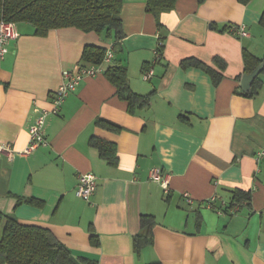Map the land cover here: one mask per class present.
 I'll return each instance as SVG.
<instances>
[{
    "label": "crops",
    "instance_id": "1",
    "mask_svg": "<svg viewBox=\"0 0 264 264\" xmlns=\"http://www.w3.org/2000/svg\"><path fill=\"white\" fill-rule=\"evenodd\" d=\"M146 1L122 0L117 41L71 27L38 35L15 24L18 37L0 60V144L14 151L11 159L0 153V240L13 218L48 230L74 264H264V156L256 159L264 149V68L254 95L239 87L243 51L264 60V0H176L159 28ZM241 24L248 37L230 33ZM88 45L110 48L112 60L52 114L62 74L91 64L81 60ZM188 59L218 82L184 67ZM110 67L125 68L130 92L148 104L131 108L105 77ZM43 111L45 144L16 154ZM99 146L111 150L112 164ZM154 168L166 190L149 180ZM86 173L97 184L88 201L74 193ZM234 191L250 201L231 205ZM141 215L155 224L151 243L136 251Z\"/></svg>",
    "mask_w": 264,
    "mask_h": 264
},
{
    "label": "trees",
    "instance_id": "2",
    "mask_svg": "<svg viewBox=\"0 0 264 264\" xmlns=\"http://www.w3.org/2000/svg\"><path fill=\"white\" fill-rule=\"evenodd\" d=\"M197 1L201 3L204 0ZM239 1L243 5L250 2V0ZM175 2L176 0H147L145 11L155 17L159 28L161 27L159 17L174 10ZM121 5L122 0H0V21L15 24L29 23L38 35L52 29L71 27L117 41L123 37L120 20ZM259 25L264 29V10ZM105 53L106 49L103 47L88 45L82 51L81 60L85 63L101 64ZM242 58L247 74L262 62V59H257L246 51H243ZM214 62L220 69L225 68V63L221 59L215 58ZM182 65L202 69L211 76L214 83H217L221 77L197 60L188 59L183 61ZM104 75L115 87L116 93L129 102L131 108L134 105L142 107L148 104V96H136L130 92L125 68L110 67ZM260 85L261 81L256 78L251 92L246 94L254 95ZM99 151L108 163H113L111 150L99 146ZM242 200L250 201V193L234 191L231 205L240 204ZM154 224L153 216H140L143 233L133 239L136 251L151 243ZM75 262L69 251L56 241L48 230L21 225L13 218L7 219L0 240V264H74Z\"/></svg>",
    "mask_w": 264,
    "mask_h": 264
},
{
    "label": "built area",
    "instance_id": "3",
    "mask_svg": "<svg viewBox=\"0 0 264 264\" xmlns=\"http://www.w3.org/2000/svg\"><path fill=\"white\" fill-rule=\"evenodd\" d=\"M229 31L232 35H235L237 37L249 36L246 30V26L243 24L232 26L230 27ZM17 37L18 33L16 30L15 23L0 21V60H2L6 56L9 51V44L12 41L16 40ZM160 48H162L161 42L158 43V47L154 52L156 60L160 58ZM112 57L113 53L112 50L109 48L106 50V53L102 60V64L109 63L112 60ZM102 64L80 65L74 72L63 73L61 77V82L54 93L51 102L52 108L49 112H51L52 114H57L59 107L62 105L65 98L70 93L74 92L85 78H94L100 73H102ZM151 76L152 71L148 70L143 73L142 78L144 80H148L151 78ZM46 112L47 111H43L42 114L38 116L33 122V124L29 127L28 133L30 141L28 147L23 151L17 152L16 154L26 155L38 145L45 144V140L43 139V128L45 117L47 114ZM0 153L6 155L10 159L14 156V151L8 144H0ZM263 156L264 149L256 154V159H260ZM148 178L150 181L160 184L165 190L167 189V180L164 178L160 169H151L148 173ZM96 188L97 184L94 175L90 173L80 174L74 193L77 198L88 201L95 193ZM184 197L186 198L187 203L190 204L192 202L191 199L188 197L187 193L184 194ZM213 201V197L208 201V206L210 208L212 207Z\"/></svg>",
    "mask_w": 264,
    "mask_h": 264
},
{
    "label": "water",
    "instance_id": "4",
    "mask_svg": "<svg viewBox=\"0 0 264 264\" xmlns=\"http://www.w3.org/2000/svg\"><path fill=\"white\" fill-rule=\"evenodd\" d=\"M263 68H264V60L255 69H253L252 72L242 75L239 87L243 93L250 92L252 82L260 74Z\"/></svg>",
    "mask_w": 264,
    "mask_h": 264
}]
</instances>
